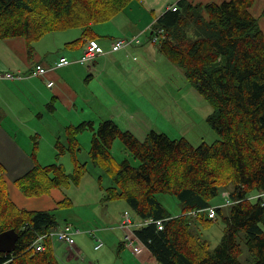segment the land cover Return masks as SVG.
I'll return each mask as SVG.
<instances>
[{
	"label": "trees",
	"instance_id": "trees-1",
	"mask_svg": "<svg viewBox=\"0 0 264 264\" xmlns=\"http://www.w3.org/2000/svg\"><path fill=\"white\" fill-rule=\"evenodd\" d=\"M138 1L142 0H0V39L23 37L31 54L34 44L47 34L77 28L80 37L67 45L85 44L102 36L97 24L111 22ZM253 4L254 0L206 4L180 0L177 10L167 9L152 24L154 33L161 30L156 41L160 53L181 68L211 104L209 122L218 140L195 146L185 138L172 139L152 130L140 141L112 119L102 121L97 129L86 122L69 125L66 145L57 140L56 147L58 156L71 154L74 171L67 173L60 163L36 164L15 180L21 193L40 197L55 188L79 185L88 168L78 158L77 135L90 128L94 163L113 172L102 201L125 200L133 217L163 220V229L152 222L135 230L160 264H264L260 196L264 192V31L251 12ZM116 138L139 160L138 166L127 159L113 165ZM223 190L225 202L213 205ZM161 193L178 199L180 214L167 210L158 199ZM69 201L64 198L60 207H67ZM212 207L215 218L209 216ZM219 217L224 232L212 248L193 225L198 221L208 226ZM58 225L54 211L22 208L13 200L0 163V233L11 228L19 232L15 250L0 252V264H61L50 241L44 251L32 247L38 235ZM241 240L251 253V263L241 260Z\"/></svg>",
	"mask_w": 264,
	"mask_h": 264
},
{
	"label": "crops",
	"instance_id": "crops-1",
	"mask_svg": "<svg viewBox=\"0 0 264 264\" xmlns=\"http://www.w3.org/2000/svg\"><path fill=\"white\" fill-rule=\"evenodd\" d=\"M179 1H138L132 4L130 15L137 24H143V32H141L144 33L145 28L148 27V30H151L150 27L155 20ZM189 1L206 4L221 3L225 0ZM251 12L259 19L264 31V0H254ZM61 33L65 34L59 35V40L56 42L51 33L44 36V40L34 44L31 54L28 51L27 41L23 37L0 39V70L19 73V77L15 79L0 81V163L9 183L10 194L20 207L31 210H50L56 207L57 210L61 208L59 204L66 197L70 199V205L65 208L69 207L71 211H74L72 206L78 207V212L72 214L70 211L65 219L66 222L58 225V228H63L66 224H71L77 229L72 234L75 244L70 246L57 239H46L51 242L50 245L61 264H77L76 262H82L81 264H160L151 256L150 249L135 232L140 227L141 219H134L133 236L129 239L127 237L129 230L121 227L124 211L130 210L128 206L124 207L122 203L113 206V201L107 204L102 201L105 187L103 178L98 173L94 175L88 171L79 185L71 184L67 188H55L50 194L35 198L23 195L15 184L16 179L27 174L36 164L46 166L56 162L57 140L54 138L57 135L61 136V132L63 135L67 126L81 122L82 116L89 114L88 110L91 106L86 104L87 101L92 100L94 107L96 100L102 104V96L108 94L111 88L116 91L113 93L115 96L119 90L123 95L126 93L112 73L117 75L122 83L126 81L127 74H133L130 68V65L133 67V63L129 54L137 46L131 48L128 45L117 51H112L111 47L116 38H130L127 36L139 34H126L116 28L111 36L102 35L103 38L111 39L108 42L102 41L107 55L98 56L94 62L83 65L79 63V58L87 42L81 48L79 44L67 45L80 37V30ZM43 50L45 59L42 57ZM56 51L60 54L59 58L65 56L71 60L72 64L60 67L59 58L56 59L55 56L58 54ZM37 64L50 68L48 73L35 74ZM51 80L55 82L53 86L48 85ZM56 114L60 116L64 114V119H58L56 121L58 123L47 128V121ZM113 116L114 113H111L108 119H113ZM33 130H36V134L44 140H38V143L34 144ZM45 130L48 131L45 132ZM62 141L66 142V140ZM44 144L46 146L43 147ZM34 148L36 154L33 155ZM57 162L65 167L67 173L73 171H69V168L73 166L69 153L62 155ZM12 192L16 197L12 195ZM80 207L91 208V216L80 212ZM88 219L94 220V223L98 225L91 227ZM76 223L78 227L75 226ZM112 236H115V242ZM98 239H103L104 245L97 250L95 244ZM88 240L93 242L95 252L89 251ZM131 242L133 245L143 246V251L135 252L133 246L129 245ZM106 243H110L113 249H103Z\"/></svg>",
	"mask_w": 264,
	"mask_h": 264
},
{
	"label": "rangeland",
	"instance_id": "rangeland-1",
	"mask_svg": "<svg viewBox=\"0 0 264 264\" xmlns=\"http://www.w3.org/2000/svg\"><path fill=\"white\" fill-rule=\"evenodd\" d=\"M131 6L132 4L118 14L111 22L108 21V23L105 22L95 26V29L100 35L111 36L112 32L116 31V28L117 30L119 29L124 31L126 34H139L138 36L140 37L142 44L129 45L131 48H133V46H137L136 49L129 54L130 60L133 63V67L130 65L133 74H127L126 81L122 83L117 75L112 73V76L116 79L118 84L125 89L126 93L123 95L119 90L115 96L113 93H116V91L111 88V90L108 91L109 95L104 94L102 96V104L96 100V106L94 107L92 105V100L87 101L86 104L91 106V109L88 110L89 114L82 116L80 120L81 122H78L75 125L86 122L87 124H93L95 129H97L102 121L110 118L111 113H114L112 120H114L123 130L132 132L140 141L146 140L152 130L165 133L172 139L185 138L195 146L201 144L202 142L213 143L218 140L219 134L209 122V118L213 113L211 104L186 78L183 70L158 51L156 42L150 38L151 30H148L147 27L145 28L144 33H142L143 24H137V21L131 17ZM72 30L74 32L79 31L77 28L67 29L66 31L68 32ZM61 32H54L50 34L54 37L55 42L59 40V35L62 36V34H65ZM133 36L134 35H130L127 37L132 38ZM44 39L45 37L37 42H41ZM97 39L100 46L98 56H106V49L102 41L105 40L108 42L111 41V39L103 37H98ZM79 46L81 48L83 47V44H79ZM112 51L117 50L112 49ZM42 52V57L45 59L44 50ZM56 53H58L55 55L56 59H58L60 54L58 51H56ZM98 56H96V58ZM96 58L88 63H82L81 61H79V63L87 65L94 62ZM69 61L71 60L69 59ZM71 64L72 63L70 62L66 65H61L60 67H67ZM85 99H87V97H85ZM58 119H64V114L61 116L60 114L51 116L47 121V128H51L54 124L58 123L56 122ZM39 129L42 128L39 127ZM33 131V140L34 144H36L38 143V140H42L43 137L40 138L36 134V130ZM46 131L48 130H45V132ZM93 134V130L87 128L77 135L80 140L81 148L78 158L81 162L87 163L88 171H91L94 175L98 173V175L103 178V186L106 188L107 186L112 185L113 172L107 170L106 166L102 163H94L90 153ZM60 135L61 136L57 135L54 140H61L60 142L63 145H66V143L62 140H67V135L65 132L63 135L61 132ZM44 146L46 145L44 144L43 147ZM111 151L114 166L118 165V163L125 159L129 160L135 166L140 164L139 160L134 158L132 153L125 147L120 138H116L114 140ZM66 153H68V151L64 154ZM34 154H36L35 148L33 155ZM59 158H61V155H57L55 163H60L57 162ZM70 158L72 159L71 154ZM72 170L74 171V164L71 169L69 168L70 172ZM225 190L221 191L220 194L213 199V205L216 206L225 202V195H227V192L224 193ZM12 195L16 197L13 192ZM158 199L172 215L180 214L181 206L178 199L174 195L161 193L158 194ZM116 201H113V206H117L118 203L124 204V207L128 206L125 200H120L115 203ZM19 204H21V202H19ZM56 208H52L50 210L54 211L57 214L58 221L61 224H64L66 222L65 219L68 217L71 210L69 207H61L57 210ZM72 208L74 210L71 211L72 214L78 212L77 206H72ZM79 210L85 214H90L92 212V209L89 207H80ZM224 214H227L226 209L224 210ZM89 216H91V214ZM88 220V224L91 227L98 225L94 223V220ZM75 226L78 227V223H76ZM193 227L198 236L201 239L207 240L213 248L220 243L225 224L219 217L217 221L211 222L208 226H201L198 221H195ZM75 230L77 229L72 227V231ZM112 239L113 242H115V236H112ZM88 242L90 244L89 251L95 252L93 249V242L91 240H88ZM241 245L244 250L241 260L245 263H251V253L243 240H241ZM103 249L111 250L113 247L110 243H106ZM76 263L81 264L82 262Z\"/></svg>",
	"mask_w": 264,
	"mask_h": 264
},
{
	"label": "built area",
	"instance_id": "built-area-1",
	"mask_svg": "<svg viewBox=\"0 0 264 264\" xmlns=\"http://www.w3.org/2000/svg\"><path fill=\"white\" fill-rule=\"evenodd\" d=\"M173 10H177V6L174 5L172 7ZM161 30H157V32H155L153 34L152 40L154 42L158 41L159 36H160ZM140 39L137 36H134L132 38H118L113 42L112 45V49L113 50H119L129 44H140ZM99 43L96 40H91L88 42L85 50L83 51L79 61H81L82 63H88L92 60H94V58L99 54ZM70 61L68 60L67 57H61L59 64L60 65H66L68 64ZM49 69L48 67H45L41 64L36 65L35 67V74H39V75H43L48 73ZM19 73H14L13 71H3L0 70V81L2 80H6V79H15L18 76ZM55 84V82L53 80L48 82L49 86H53ZM263 198L264 201V192H262V194L260 195ZM196 213V212H194ZM209 216L211 218H214L216 216L215 214V208L212 207L209 209ZM155 222L158 226L159 229H163L164 224H163V220H152V219H146L141 221L139 224H148V223H152ZM135 226V221H134V217L132 215V213L130 212V210H125L122 216V224L121 227L123 228H127V230H129V233L127 234V237L129 239H131V237L133 236V232L132 229ZM74 233V231H72V225L71 224H66L63 228H53L52 230H50L49 232L45 233V234H40L38 235V237L36 238V240L34 241L32 247L34 248L35 251H44L46 249L45 246V241L48 238L51 239H57L58 241L64 242L70 246H73L75 244V241L73 239L72 234ZM104 245V242L101 239H98L96 244H95V249H100L102 246ZM130 246H133L135 252L137 253H141L143 251V246L141 245H133V243L131 242V244H129Z\"/></svg>",
	"mask_w": 264,
	"mask_h": 264
},
{
	"label": "water",
	"instance_id": "water-1",
	"mask_svg": "<svg viewBox=\"0 0 264 264\" xmlns=\"http://www.w3.org/2000/svg\"><path fill=\"white\" fill-rule=\"evenodd\" d=\"M19 232L11 228L0 233V252L11 253L15 250Z\"/></svg>",
	"mask_w": 264,
	"mask_h": 264
},
{
	"label": "bare ground",
	"instance_id": "bare-ground-1",
	"mask_svg": "<svg viewBox=\"0 0 264 264\" xmlns=\"http://www.w3.org/2000/svg\"><path fill=\"white\" fill-rule=\"evenodd\" d=\"M98 56V55H97ZM93 61V60H92ZM192 214H194V213H192ZM47 232H49V230L47 231ZM48 241H46V243H47Z\"/></svg>",
	"mask_w": 264,
	"mask_h": 264
}]
</instances>
